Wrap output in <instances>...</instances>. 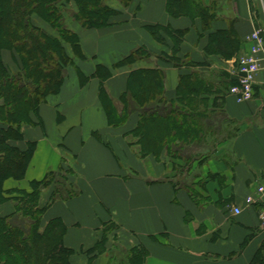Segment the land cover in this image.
I'll use <instances>...</instances> for the list:
<instances>
[{
  "label": "crops",
  "instance_id": "1",
  "mask_svg": "<svg viewBox=\"0 0 264 264\" xmlns=\"http://www.w3.org/2000/svg\"><path fill=\"white\" fill-rule=\"evenodd\" d=\"M103 1L120 12L107 28L84 29L70 14L74 5L63 13L84 58L66 47L74 65L66 68L60 91L38 108L25 186L8 180L5 188L29 193L48 173L62 167L73 172L78 194L46 213L67 227L63 245L73 252L71 264H257L264 202L246 206L244 199L255 197L264 182V77L257 78L249 102L236 103L227 90L235 80L234 60L248 49L246 37L264 28V0H134L128 9L119 0ZM170 1L176 15L167 11ZM32 21L54 35L38 17ZM147 27L185 31L178 57L194 67L161 60L175 48V38L160 33L163 41L157 42ZM218 32L231 38L229 49L217 46ZM137 48L148 51L147 59L113 69ZM97 66L110 73L106 95ZM140 70L164 72L160 108L181 112L180 127L149 118L140 129L136 111L120 122L124 102L131 100L128 79ZM191 73L205 85L195 92L185 88L189 99L182 104L180 76ZM151 126L159 127L157 136L148 132ZM172 130L175 142L161 147ZM98 249L102 254L91 258Z\"/></svg>",
  "mask_w": 264,
  "mask_h": 264
},
{
  "label": "trees",
  "instance_id": "2",
  "mask_svg": "<svg viewBox=\"0 0 264 264\" xmlns=\"http://www.w3.org/2000/svg\"><path fill=\"white\" fill-rule=\"evenodd\" d=\"M133 1L119 0L125 9ZM174 3L170 1L167 4V11L172 15H176ZM70 5L75 6L74 12L67 10ZM65 11L71 12L74 20L86 30L110 27L111 20L120 15V12L104 5L103 0H0V264H71L73 252L63 245L67 227L58 217L47 219L46 213L56 202L68 201L78 194L73 172L62 167L57 172L48 173L43 180L30 185L29 193L5 188L6 181L24 178L35 150V142H25L20 131L22 125L33 123L31 116L37 115L39 106L47 97L60 91L66 68L74 65L66 47H70L74 57L84 58L78 36L66 28ZM33 16L48 25L54 35L35 26ZM146 30L160 43L163 41L160 33H165L171 40L175 38V48L170 55L160 57L161 60L177 68L183 65L194 67L191 62L178 57L185 31H171L168 27H147ZM218 33L217 46L229 49L232 45L229 35ZM4 53L10 55V62L17 73L11 72ZM233 53L223 56L230 57ZM147 56L148 51L137 48L116 63L113 69L147 59ZM95 76L101 81L102 94L106 95L103 83L110 73L97 66ZM164 79L162 70L135 72L128 79L126 92L132 101L124 102L120 122L124 123L127 114L136 111L142 121L138 126L140 129L143 121L149 118L170 119L176 128L180 127L181 112L160 108L166 102ZM204 83L194 73L181 75L179 94L183 96L182 104L189 99L184 93L185 88L192 87V92H195L196 86ZM148 132L157 136L160 129L151 126ZM176 132L172 130L170 141L168 137L164 138L160 146L170 148L175 142ZM43 194L46 200L40 204ZM102 240L106 241L105 235ZM99 251L92 252L91 258L101 255L102 250ZM136 253L141 252L131 253L132 259ZM254 261L264 264V247L256 253Z\"/></svg>",
  "mask_w": 264,
  "mask_h": 264
},
{
  "label": "built area",
  "instance_id": "3",
  "mask_svg": "<svg viewBox=\"0 0 264 264\" xmlns=\"http://www.w3.org/2000/svg\"><path fill=\"white\" fill-rule=\"evenodd\" d=\"M248 49L238 55L235 63V80L228 88L227 95L232 97L236 103L249 102L254 97V85L258 77H264V28H255L246 37ZM255 197L248 196L244 199L246 206H251L256 202H264V182L256 185ZM235 215H239V207L233 209ZM259 217L261 225L264 226V203L260 208Z\"/></svg>",
  "mask_w": 264,
  "mask_h": 264
},
{
  "label": "rangeland",
  "instance_id": "4",
  "mask_svg": "<svg viewBox=\"0 0 264 264\" xmlns=\"http://www.w3.org/2000/svg\"><path fill=\"white\" fill-rule=\"evenodd\" d=\"M4 56V60H6L7 64L10 66L9 68H11V72L12 73H17V70L16 68L14 67V64H12L10 61V55L8 53H4L3 54ZM31 120L33 121V123L29 122V123H24L20 129L21 133H22V136L25 140V142H35L33 140H30L29 139V136H30V133L33 132V129L38 125V122H37V118L35 115H32L31 116ZM10 183H12L13 185H22V187L25 186V183H24V179H22L21 181H10ZM112 248H116V244L113 243L111 245ZM121 256H116L114 259H120Z\"/></svg>",
  "mask_w": 264,
  "mask_h": 264
}]
</instances>
